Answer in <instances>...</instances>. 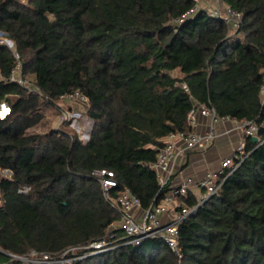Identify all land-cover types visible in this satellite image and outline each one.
Returning <instances> with one entry per match:
<instances>
[{
	"label": "trees",
	"instance_id": "1",
	"mask_svg": "<svg viewBox=\"0 0 264 264\" xmlns=\"http://www.w3.org/2000/svg\"><path fill=\"white\" fill-rule=\"evenodd\" d=\"M225 3L243 16L234 33L202 9L178 24L195 0H0V30L43 94L9 81L16 61L0 47V107L11 108L0 118V171L11 172L0 176V264L123 237L94 172H114L112 194L129 188L150 208L171 191L151 166L166 138L191 129L196 104L264 128V0ZM75 91L94 120L87 142L61 130L29 134ZM245 149L219 193L180 225L181 258L149 238L72 264H264V141L246 137ZM178 200L198 203L193 192Z\"/></svg>",
	"mask_w": 264,
	"mask_h": 264
},
{
	"label": "built area",
	"instance_id": "2",
	"mask_svg": "<svg viewBox=\"0 0 264 264\" xmlns=\"http://www.w3.org/2000/svg\"><path fill=\"white\" fill-rule=\"evenodd\" d=\"M195 1V7L177 20L178 24L184 23L187 18L193 16L199 10L198 7L200 0ZM215 3L218 4L217 8H214L210 12L207 11V13L211 17L223 19L232 30H239L243 20L242 14L228 6L225 3V0H215ZM0 47L10 50L16 61L9 81L17 83L26 88L30 93L39 94L42 97L43 94L41 91L36 85L30 86V81L27 75L24 74V66L17 44L2 30H0ZM260 96L261 102L264 105V85L261 87ZM60 102H78L85 106L89 104V99L81 91H75L61 96ZM61 112L60 126L75 121L76 115H79L77 112H67L65 110ZM10 113V106L5 102L2 103L0 107V118H6ZM199 115L210 116L214 121L220 118L216 111L213 108H209L205 103L196 104L188 116V125L191 129L187 132L173 133L168 137L165 146L158 154L157 161L151 167L157 174L161 190L168 187L171 191L164 193L160 200L150 208L144 209L141 200L133 194L129 188H125L118 192L117 195H113V191H116L119 187L114 172L105 169L94 172V176L101 184L106 199L120 214V221L112 225V230L119 229L123 232L124 236L117 238V236L113 234L108 238L93 242L83 248L86 252L79 255L74 251L80 249L71 248L63 254L64 256L70 252L77 254L73 258H68L69 263L84 259L88 256L109 252L123 245H138L149 238L163 239L180 258L182 257L179 243L180 225L188 217L198 212V208L209 198L219 193L226 178L238 166L236 160H242L246 156L244 139V141H242L237 147L235 154L222 159L219 169L206 171L198 181L189 177H181L178 183H176L175 181L178 178L180 160L191 151L206 150L215 142L218 136L214 127H211L204 134L196 131V128L199 125ZM222 119L232 120L230 118ZM240 123L244 138H253L257 136L260 127L255 122L244 121ZM2 174L11 176V172L9 171H0V175ZM193 189H198L200 193L195 194ZM29 190L30 187L25 186L21 188L19 192L26 194ZM190 192H193L197 197L198 203L194 207H189L180 203L178 200L179 197L187 196ZM13 258L24 260L26 257L13 255ZM52 261L53 258L47 254H43L41 255L39 262L42 264L52 263ZM64 261L66 262L67 260ZM30 262L36 263V261L33 260ZM65 262H61V264H64Z\"/></svg>",
	"mask_w": 264,
	"mask_h": 264
},
{
	"label": "crops",
	"instance_id": "3",
	"mask_svg": "<svg viewBox=\"0 0 264 264\" xmlns=\"http://www.w3.org/2000/svg\"><path fill=\"white\" fill-rule=\"evenodd\" d=\"M198 120L197 132L204 134L211 127H214L218 136L215 142L206 150L191 151L180 160L176 183L181 177H189L198 181L206 171L219 169L222 159L235 154L237 147L245 139L239 121L224 120L222 118L214 121L210 116L205 115H199ZM193 192L195 194L200 193L198 189H193Z\"/></svg>",
	"mask_w": 264,
	"mask_h": 264
},
{
	"label": "rangeland",
	"instance_id": "4",
	"mask_svg": "<svg viewBox=\"0 0 264 264\" xmlns=\"http://www.w3.org/2000/svg\"><path fill=\"white\" fill-rule=\"evenodd\" d=\"M23 4H27L30 0H17ZM199 7L198 9L206 10V11H212L214 8H217L218 4L215 3V0H200L199 1ZM231 32L234 33L236 30H232ZM174 76H179L178 72H174ZM30 86L35 85V77L32 75H27ZM59 105L49 107L46 110H44V120L38 124L37 126L30 129L28 132L29 134H45L49 133L53 130H61L68 132L69 134H77L81 140L84 142H87L90 137V133L93 129L94 120H92L89 115V107L88 105H82L78 102L73 103H62L59 102ZM67 111V112H77L79 115H76V120L68 122L64 125L60 126L61 123V111ZM3 176L9 177L7 174H2ZM1 176V175H0ZM1 204V201H0ZM79 250L74 251L75 253H78ZM72 252V253H74ZM66 256V255H65ZM64 255L59 258H53L52 263H60L65 262L64 260H67L64 264H72L69 263L68 258H66ZM41 255H29L24 260H20L18 258H13V261H21L22 264H40ZM36 261V263H31L30 261ZM63 264V263H62Z\"/></svg>",
	"mask_w": 264,
	"mask_h": 264
},
{
	"label": "water",
	"instance_id": "5",
	"mask_svg": "<svg viewBox=\"0 0 264 264\" xmlns=\"http://www.w3.org/2000/svg\"><path fill=\"white\" fill-rule=\"evenodd\" d=\"M263 132H264V128H260L259 131H258L257 136L253 137V141L256 142V143H259V142L261 143V142H263L264 140L261 141V135L263 134ZM198 209H200V207H199ZM1 252H2V251H1ZM2 253L7 254V253H5V252H2ZM7 255L13 257V255H11V254H7Z\"/></svg>",
	"mask_w": 264,
	"mask_h": 264
}]
</instances>
